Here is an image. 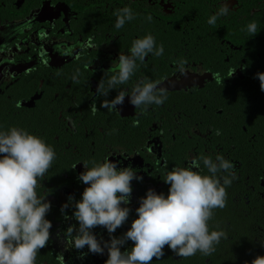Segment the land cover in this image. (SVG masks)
<instances>
[{
	"label": "flooded vegetation",
	"instance_id": "flooded-vegetation-1",
	"mask_svg": "<svg viewBox=\"0 0 264 264\" xmlns=\"http://www.w3.org/2000/svg\"><path fill=\"white\" fill-rule=\"evenodd\" d=\"M125 6L136 18L116 30L114 12ZM220 6L221 0H0V126L26 129L56 152L36 188L51 204L52 223L36 264H105L107 249L70 247L66 235L69 226L79 227L73 212L87 187L79 179L83 161L91 167L105 157L143 177L131 182L129 216L112 233L117 238L131 227L148 189L167 195L163 179L173 167L217 154L234 164L226 206L208 222L210 231L225 232L215 251L181 258L165 245L151 264H250L264 256V91L255 75L264 72V0H229V14L209 25ZM253 20L259 31L250 37L241 29ZM148 33L164 54L137 61L133 77L118 87L154 81L167 100L142 112L125 96L118 111L102 108L119 92L96 94L105 71L106 80L119 54ZM201 170L210 175L202 161ZM91 231L102 245L111 239L103 226ZM132 246L127 240L121 251Z\"/></svg>",
	"mask_w": 264,
	"mask_h": 264
},
{
	"label": "clouds",
	"instance_id": "clouds-1",
	"mask_svg": "<svg viewBox=\"0 0 264 264\" xmlns=\"http://www.w3.org/2000/svg\"><path fill=\"white\" fill-rule=\"evenodd\" d=\"M229 12V0H221V6L207 23L215 26L218 19ZM114 15L116 30L136 18L129 6L116 9ZM146 19L150 22L151 15ZM241 31L254 36L259 31L258 24L250 21ZM148 54L156 57L164 54L163 44L157 45L151 33L134 39L127 54H119L118 63L108 69L112 74L105 80V71L96 88V94L104 97L110 90L119 89L113 99L101 102L102 108L117 110L125 96L142 112L147 106L162 105L167 100L166 90L154 81L140 80L131 89L118 87L130 81L138 68L137 61L143 62ZM77 75L78 70L72 79L78 83ZM255 75L264 91V72ZM91 110L93 114L97 111L95 103ZM137 124L138 121H133V126ZM216 135H220L218 130ZM55 158L54 148L42 137L15 126L7 131L0 126V264H36L38 252L49 241L52 223L46 213L51 204L45 196L37 195L36 188ZM201 161L210 175L202 174ZM83 165L85 171L80 173L79 179L87 187L81 199L75 202L73 215L79 227L67 228L68 246L76 249L87 246L89 252L95 254H103L107 249L105 264H151L153 257L159 260L164 255L165 245L181 258L197 252L210 256L225 237L223 230L210 231L208 223L214 209L226 206V188L235 179L234 164L223 155L217 154L214 160L202 155L194 158L188 167H173L163 179L170 186L167 195L148 189L136 208L137 217L119 238L112 233L128 219L130 209L126 205L132 193L131 182L143 177L131 167L118 168L109 157L103 162H93L91 167L84 161ZM220 173L228 175L218 176ZM67 207L65 203L61 210ZM66 218L69 217L66 215ZM96 226L106 228L111 237L103 241V245L91 231ZM127 240H131L133 246L122 252L121 246ZM60 259L64 261L63 255ZM250 264H264V256H256Z\"/></svg>",
	"mask_w": 264,
	"mask_h": 264
},
{
	"label": "trees",
	"instance_id": "trees-1",
	"mask_svg": "<svg viewBox=\"0 0 264 264\" xmlns=\"http://www.w3.org/2000/svg\"><path fill=\"white\" fill-rule=\"evenodd\" d=\"M254 258H255V256H254Z\"/></svg>",
	"mask_w": 264,
	"mask_h": 264
}]
</instances>
